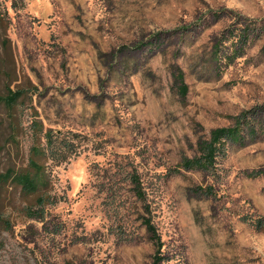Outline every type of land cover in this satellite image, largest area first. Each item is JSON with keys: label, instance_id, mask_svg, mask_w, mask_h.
I'll use <instances>...</instances> for the list:
<instances>
[{"label": "rangeland", "instance_id": "1", "mask_svg": "<svg viewBox=\"0 0 264 264\" xmlns=\"http://www.w3.org/2000/svg\"><path fill=\"white\" fill-rule=\"evenodd\" d=\"M8 88L27 95L0 104V174L46 148L35 119L75 153L42 159L57 200L45 222L25 216L33 196L0 181V264H155L134 174L159 264H264L252 222L264 218V127L230 145L218 177L174 173L212 130L245 112L264 122V0H0Z\"/></svg>", "mask_w": 264, "mask_h": 264}, {"label": "trees", "instance_id": "2", "mask_svg": "<svg viewBox=\"0 0 264 264\" xmlns=\"http://www.w3.org/2000/svg\"><path fill=\"white\" fill-rule=\"evenodd\" d=\"M238 53L239 50H235L233 56L238 57ZM178 81L180 82L179 90L181 95L182 97H185L187 88L183 84V77L180 76ZM26 95L27 90H13L8 88L6 95H0V104L13 110ZM234 121V125L214 129L210 132L207 138L199 141V156L185 159L174 170V173L181 174L183 171H200L211 175L214 178L218 177L219 161L226 157L230 145H245L247 139L253 140V138H256L257 130L264 127V122L261 123V121L257 122L259 125L256 127L255 114H250L248 112L235 117ZM32 128L38 141H41L43 136L46 141V148L33 146L27 168L23 170L10 168L6 172L0 174V181L4 183L10 182L13 186L20 188L24 195L33 196L34 203L26 206L24 208V213L28 219L42 223L46 221L47 207L53 206L57 203L56 198L50 195V181L46 171L45 162H43L42 159H51L53 161H58L59 163L65 162L75 153V150L73 144L67 142L64 138L61 139L52 129L45 130L43 123L40 120L35 119L32 122ZM131 185L133 186L137 200L145 204V216H142L141 218L142 224L146 228L156 248L157 254L155 255L154 262L155 264H159L165 259V256L161 254L163 242L158 229L153 222L152 210L146 202V194L137 174L131 176ZM205 193L209 196H213V189L209 188L205 190ZM0 222L9 224L8 221L2 219L1 215ZM252 222L258 230L264 228V218H257ZM66 264L73 263L68 262Z\"/></svg>", "mask_w": 264, "mask_h": 264}]
</instances>
